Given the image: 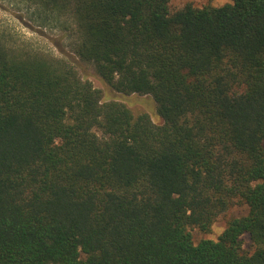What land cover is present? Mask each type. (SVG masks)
Instances as JSON below:
<instances>
[{
    "label": "trees",
    "instance_id": "trees-1",
    "mask_svg": "<svg viewBox=\"0 0 264 264\" xmlns=\"http://www.w3.org/2000/svg\"><path fill=\"white\" fill-rule=\"evenodd\" d=\"M20 1L163 123L0 30V264H264V0Z\"/></svg>",
    "mask_w": 264,
    "mask_h": 264
},
{
    "label": "rangeland",
    "instance_id": "rangeland-1",
    "mask_svg": "<svg viewBox=\"0 0 264 264\" xmlns=\"http://www.w3.org/2000/svg\"><path fill=\"white\" fill-rule=\"evenodd\" d=\"M233 0H170L172 9H179L188 4L195 7L213 6L221 7L232 4ZM26 6L20 0H0V30L11 29L18 34L30 39L34 44L45 51L52 52L55 56L72 62L79 71L80 76L92 83L95 89L102 92L104 101H118L127 104L136 113H148L157 124L163 123V119L158 114L157 103L153 97L149 96H124L109 87L96 73L93 66L81 61L73 54L64 43L63 32L60 30L51 31L49 29L39 31L36 27H29ZM249 213V207L244 204H237L226 214L222 215L208 233L202 232L199 228H190L195 243L203 240L217 241L225 231L230 220L241 218ZM243 248L245 252H254L253 244L249 235L243 236Z\"/></svg>",
    "mask_w": 264,
    "mask_h": 264
}]
</instances>
